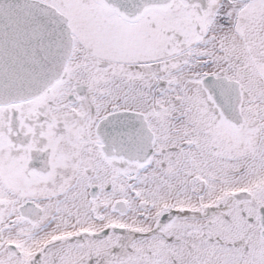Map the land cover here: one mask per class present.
Instances as JSON below:
<instances>
[{
	"label": "snow or ice",
	"instance_id": "snow-or-ice-1",
	"mask_svg": "<svg viewBox=\"0 0 264 264\" xmlns=\"http://www.w3.org/2000/svg\"><path fill=\"white\" fill-rule=\"evenodd\" d=\"M0 264H264V0H0Z\"/></svg>",
	"mask_w": 264,
	"mask_h": 264
}]
</instances>
